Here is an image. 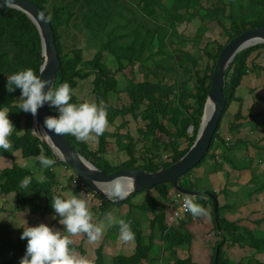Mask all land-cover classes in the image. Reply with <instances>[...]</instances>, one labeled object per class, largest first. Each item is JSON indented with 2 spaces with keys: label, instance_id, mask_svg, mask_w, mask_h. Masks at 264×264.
Here are the masks:
<instances>
[{
  "label": "trees",
  "instance_id": "trees-1",
  "mask_svg": "<svg viewBox=\"0 0 264 264\" xmlns=\"http://www.w3.org/2000/svg\"><path fill=\"white\" fill-rule=\"evenodd\" d=\"M34 1L45 10L55 29L61 66L53 88L67 82L72 89L70 102L79 104L87 100L99 103L103 100L107 105L109 126L96 140L80 142L74 136L66 134L76 149L106 172L136 168L156 170L168 166L169 163L158 164L146 154L153 147L167 151L172 157L170 164L180 159L194 142L199 129L219 53L236 35L248 28L264 26V0H89L91 3L88 0ZM63 1L61 7L54 6ZM195 19L200 20L197 36L203 34L206 19L217 20L229 36L227 42L220 45L215 53L204 49L213 57V64H207L205 69H201V63L189 49L179 48L188 38L179 33V24ZM85 32L95 49L91 53L92 57L87 56L84 47L79 45ZM177 42L180 45L175 47ZM260 47H264V44L240 51L227 69V105L222 118L233 101H243L236 94L243 78L248 73L263 76L264 67L253 60L248 65L251 54ZM258 54L256 51V55ZM41 60V36L33 21L20 10L11 7L0 9V108L8 109L9 119L15 126L9 138L12 149H0V157L10 156L13 159L12 166L0 169V193L4 196H16L18 204L14 207L17 210L28 205L30 213L45 217L51 215V224L63 228L61 218L51 206L52 197L59 196L53 189L57 172L51 170L52 166L47 167L44 179L39 180L33 169L18 164L12 154V150H20L23 157L27 158L42 153L41 143L29 130V113L21 111L19 107L20 89L7 91V77L18 71L32 68L39 76ZM193 71L195 75L192 74V78H183L186 72ZM138 73L140 78L136 80ZM152 74L154 78L151 77ZM167 75L174 77L172 83L165 81ZM88 76H94L86 89L95 100L85 97L80 99L75 91L79 80ZM190 96L194 97L192 102L188 101ZM242 106L243 104L234 114V120L229 122L232 129L241 125L240 120L244 117ZM49 111L51 116L59 114L50 105ZM249 117L250 122L256 124L254 120H258L259 115L249 111ZM139 120L143 124L137 128V134L124 130L132 121ZM191 125L194 127L192 132L189 131ZM220 127L221 122L208 152L210 156L214 149L221 147L216 155L221 156V160L215 165L221 170L225 169L224 164L233 166V169L240 164L241 170L251 166L254 154L251 157H239L236 153L242 146L247 148V143L238 139L227 145V140L219 133ZM140 135L143 140L150 142L145 149V142L139 140ZM164 136L166 139L162 140ZM182 142H186V147L182 148ZM111 144H116L125 154L119 165L110 161L107 147ZM44 148V155L50 154L47 146ZM255 170L252 165V178L258 176L255 185H244L239 191H234L231 184L239 183L240 174H229L230 179L222 186L226 202L219 205L217 211L214 210L211 196V193L218 196L217 192L208 189V199H201L203 205L211 203L213 227L220 236L209 264H264V260L257 257V254L264 252V215L252 205L247 206L250 210L248 222L242 223L241 217L230 219L226 215L229 210L235 211L243 205L240 203L241 193L246 198H251L256 191L264 189V173L259 175ZM233 176L236 178L231 179ZM25 178L30 181L27 187L22 183ZM171 186L170 183H162L154 187L156 197L148 198L141 216L136 218L141 223L142 216L146 217L150 234H144L136 219L129 217L137 249L131 255L114 256L113 264H141L144 259H160V264H202L194 261L189 253L184 258L179 255L182 249L191 248L193 235L187 224L194 217L189 214L187 220H181L178 225L171 227L163 224L164 208L159 205L158 200L166 196ZM197 187L200 188L199 185L193 186L194 189ZM80 192L79 186L74 185L72 193L68 194L66 191L60 196H79ZM231 196L234 201L229 200ZM103 204L101 217L105 216L109 208L107 201L103 200ZM3 208L5 209L4 206L0 207V213ZM23 228L25 227L14 228L7 218L0 217V264H19L27 246V240L20 238ZM219 240L223 244L219 245ZM236 243L253 250L234 262L227 256L226 245ZM70 248L82 255L86 254L75 243ZM105 257L100 247L97 249V258L91 261L93 264H107Z\"/></svg>",
  "mask_w": 264,
  "mask_h": 264
},
{
  "label": "clouds",
  "instance_id": "clouds-1",
  "mask_svg": "<svg viewBox=\"0 0 264 264\" xmlns=\"http://www.w3.org/2000/svg\"><path fill=\"white\" fill-rule=\"evenodd\" d=\"M64 1H67V0H64ZM64 1L62 3L55 4L54 6L61 7ZM5 4L6 5L8 4V0H5ZM50 5L51 3L49 4V6ZM53 7H52V11L54 12ZM252 28H255V27H252ZM252 28H248V29H252ZM190 38L193 40V37H190ZM41 43H42V40H41ZM258 44H262V43H258ZM258 44H255V45H258ZM255 45H250V46H255ZM263 49L264 47H260L256 49V51L260 53L263 51ZM45 70L46 69L42 67L40 69L41 75L39 73V76L36 74V71L32 68H27V69L18 71L8 76L7 77V91L14 92L16 89H20L21 95L19 98V107L21 111L25 113H29V130L32 136L37 138L42 146L41 155L34 156V157L37 158V162L40 167L38 169L43 170V177L45 176L44 170L47 167H51V166H52L51 170L56 171L57 176L62 175V177H64L65 183H63L62 180L58 181L57 176H56L55 185L58 188L56 187L54 191L57 194H59V196H54L52 197V200H51V206L54 210V213L61 218L60 223L63 225L64 231H61L60 229H57L54 227H50L49 225L45 223H40L36 226H28L26 228H23L24 230L20 238L22 240L24 239L27 240V246H26V252L24 256L21 258L19 264H93V261L80 255L79 253H77V251L70 248V245L74 243L72 239H70V236H78L80 234H84L86 235L89 243H96L101 239L106 226L109 227L108 231L106 232L107 239L108 240L114 239V242L109 243V244L111 245L115 243L119 244L120 241L122 240V243L120 244L121 247H125V248L132 247V252L128 254V255H131L137 249L136 247L137 240L135 238V233L132 231V228H131V221H128V219L130 216L135 219L141 216V211L143 207L148 203V198L156 197L157 194L155 193V189L153 188L158 186L159 184L152 186L150 188H146L144 190L138 191L139 193L135 192L133 195H129V193L132 190H134V181L131 177L124 176L121 178H116L111 181H104V180L101 181V180L94 179L93 181H94L95 186L100 188L104 192V195H106L107 197L106 199L104 196H100L99 195L100 193H98L95 189H93L79 175L78 171L75 168L68 165L66 162H64L63 159H59L56 152L47 143L43 142L39 137L35 136L32 133V129H31L30 114L33 117H35L38 114V110L42 108L46 103L48 104V109L50 105L56 108L59 114L58 116H51L50 114V116L46 117L44 120V127L50 131H53L54 133L58 135L70 134L74 136L77 141L86 142L88 140H96V138L104 134V132L107 130L109 126L107 105L103 100L99 101V103L94 102V101H87V100L79 104L70 102L72 99V89L69 83L64 82L60 84L58 87L53 88L51 80L41 78ZM187 73L189 72H186V74ZM167 77H169V75L166 76L165 81L169 82ZM92 78L94 79V76ZM226 81H227V78H226ZM50 84H51V87L48 88ZM46 88H48V90H46ZM193 100H194L193 96H190L188 98L189 102H192ZM129 103H130V100L128 102V105ZM253 113L259 115V114H263V111L259 110ZM222 114H221V118L219 121V125H220V122L222 125V120L225 117L223 116L222 118ZM259 117H258V120L252 119L256 122V125H259V123L264 122L263 118H259ZM200 123H201V120H200ZM14 129H15V126L13 125L12 121L9 119L8 109L0 108V149L8 151L12 147V144L9 138L13 134ZM193 129L194 127L191 125L189 127V131L192 132ZM197 134H198V131H197ZM164 137L165 138H161V139L165 140L166 136ZM224 138L227 140V145L232 144V142H230L231 140L230 137H227V138L224 137ZM143 141L145 142L144 143V149H145L146 144L148 143L150 144V142H147L146 140H143ZM186 145L187 144L185 142L182 148L186 147ZM44 146H47L48 151H50V154L48 153V155H44L45 153ZM76 150L79 151L78 149ZM14 151L19 152L21 156L23 157L22 152L20 150H14ZM79 152L84 157H86L81 151ZM146 154L149 157H153L158 164H168L169 163L168 166H170L174 163L173 162L172 164H170L172 162L171 161L172 157L167 151L163 152L162 149L158 150L156 147L151 148V151ZM163 154L165 158L167 159L165 160L161 159V155ZM34 157L32 156V158ZM3 158H7L9 162L13 161V159L10 156L3 157ZM23 158H26V157H23ZM203 159L201 160V162L203 161ZM89 161L93 163L90 159ZM56 165L60 168V170L56 169L57 167ZM198 165L192 169L199 167ZM96 166L100 168L98 165ZM166 167H160V168H157L156 170H147L145 168H136V169H145L146 171L154 172V171H158L160 169L166 168ZM192 169L188 173H190ZM117 170H120V169H117ZM124 170H134V169H124ZM112 172H106V173H112ZM188 173L180 177L179 183L182 188L196 191L198 192V195L186 194L182 192L181 190L177 189L172 183L164 182V183H170L172 185L168 189L166 196L158 200L159 205L161 204L164 208L163 224L167 227L175 226L177 225V223L179 224L181 220H187L189 214H191L193 217H201V216L207 215L206 209L200 204H198L199 203L198 198H204L203 196L198 197L200 194V188H204V187L199 186L200 188L197 187L196 189H194L193 186L194 185L197 186L198 185L197 183L193 184L191 187L187 186V188L184 187L183 185L184 178L186 175H188ZM29 182H30L29 178H25L22 182L23 186L27 187ZM74 185L79 186L80 188L81 192L79 196L74 195V194L69 195L67 198H62L60 196L64 194L66 191L68 194L72 193V188L74 187ZM204 191L207 192V190H204ZM179 192L184 195L183 205H182L184 211L181 209V204L177 198V193ZM138 194H143L144 198L143 199L140 198V199L132 201L131 198L135 197ZM128 195L129 197L127 198ZM103 200L109 203V208H108V212L105 213V216L101 217L100 211L104 205ZM115 205H118L120 207H117ZM219 205H220V202H219ZM113 207L124 209L122 219H117L112 216V213L110 212V210ZM97 215H98V219H96L94 223L93 217H96ZM186 217L187 219H185ZM99 219H104V220H101L99 222L98 221ZM138 224L141 226V228L143 227L144 224H147L149 226V222L147 223L145 216H142L141 223L138 222ZM117 227H119V229ZM150 232H151V229H150ZM111 236H114V238H112ZM133 243L135 244L134 246H133ZM77 246H79V248H82L80 244ZM100 247L102 248V250L104 249L102 244L98 246V248ZM103 253H104V250H103ZM119 254H125V253L121 252ZM105 256H106L105 260L107 263L108 261L107 255L105 254ZM113 257H111V260H110L111 264H113L112 262ZM146 260H150V259H144V261ZM158 263L160 264V260L158 261Z\"/></svg>",
  "mask_w": 264,
  "mask_h": 264
},
{
  "label": "rangeland",
  "instance_id": "rangeland-1",
  "mask_svg": "<svg viewBox=\"0 0 264 264\" xmlns=\"http://www.w3.org/2000/svg\"><path fill=\"white\" fill-rule=\"evenodd\" d=\"M205 4H208L207 1H204ZM223 19L227 21V24H229L228 20L223 16ZM200 26V20L195 19L191 22L184 21L183 23L179 24L178 31L181 35H185L186 37H189L186 39V42L180 45V42H177L175 44L176 46H179L180 49L184 48L186 50H190L191 53L199 60L201 63V69H205L206 65H212L213 64V57L209 55L207 52H205L204 49L210 50L211 52L215 53L220 45H223L228 40V32L224 30V27L218 23L217 20H205L204 21V29L203 34L201 36H197V29ZM190 37H195V39H191ZM90 39L87 36L86 32L83 33L82 42L79 44L80 47H84L85 54L87 56L92 57L95 49L92 47V43H90ZM255 61L262 67H264V49L262 52H260L258 55H256V51L253 52L248 59V65H251V61ZM196 69V67H195ZM195 71V70H194ZM193 72H189L187 74L183 75V78L193 77ZM249 74V73H248ZM246 75L243 78L242 85L237 89V95L243 99L242 102L240 101H233L232 104L229 106L228 112L224 115V119L222 120V125L219 130V133L221 137H230V142H234V140L240 139L241 142L247 143V148L245 146H242L241 148L236 150V153L239 157L243 156H249L251 157L252 154H254L252 165L254 168H256L255 173L259 175H263L264 173V122L259 123V125H256L253 122H250L249 117V111L255 112V111H263V114H259V118L264 119V70L262 72L263 76H255L254 74ZM195 75V74H194ZM152 78H154L153 74L151 75ZM140 78V74L138 73L135 76V79L138 80ZM168 81L173 82L174 77L169 75ZM93 78L91 76H88L84 79L79 80V84L77 86L76 94L80 99L88 98L95 100V97L87 92V87L91 84V81ZM83 85V86H82ZM82 88V90H81ZM81 90V92H80ZM243 104L242 109L244 113V117L240 120L241 124L239 127H236L235 129H232L229 126V122L234 120V114L239 109V106ZM143 123L141 120L139 121H132L126 128H124L125 131L130 130L133 135L137 134V128L140 127ZM124 131V132H125ZM165 138V137H163ZM142 139V136H139V140ZM93 141V140H88ZM185 142H182L181 146L183 147ZM257 147H260V149H257ZM108 149V155L110 157V161L112 164L119 165L120 162L125 158V154L123 151L116 145L111 144L107 147ZM221 150V147L219 149H214L213 152L207 155V157L204 159L203 164L195 169H192L188 175L185 176L183 185L187 188L191 187L193 184L197 183L200 187L207 188L211 191H215L218 193V198L220 205L224 204L226 202L225 192L222 186L230 178L229 174L232 172L233 175L240 174V179L238 184L232 183L231 186L234 191H239L244 185L252 186L255 185L256 178L258 176H255L252 178V165L246 167V169H239L235 168L233 169V166H230L229 164H224L225 169L221 170L219 169L215 163L217 161L221 160V156L217 157L216 155ZM12 154L14 155L16 161L18 164L25 166L26 168L33 169L35 177L39 180H43V170L38 169L39 164L37 162V158H23L21 154L17 151L12 150ZM263 157V159H261ZM50 158V157H48ZM161 159L165 160L164 154L161 155ZM244 163V162H243ZM12 166V162H9L7 158L0 157V169L4 167ZM57 166V165H56ZM57 170H60V168L57 166ZM236 177L233 176L231 179H235ZM57 180H62L64 182V177L62 175L57 176ZM196 186V185H195ZM57 186L54 184L53 189L55 190ZM58 188V187H57ZM139 193V192H138ZM203 196L204 198H198L199 203L201 206H203L206 211V216L201 217H194L191 223L187 224V227L192 232V245L190 250L182 249V251H179V255H181L182 258L189 254L192 255V258L194 261L202 263V264H209L212 259V254L214 252V247L220 239V236L217 232H215V228L213 227V221H212V207L211 203L208 202L206 205L202 204L201 199H208V196L206 195V192L200 188V194L198 197ZM226 196L229 197L228 194ZM242 199L240 201L241 205L238 209L235 211L229 210L226 212V215L230 219H236L238 217L242 218V221L248 222L247 215L249 213V209L247 208L248 205H252L256 210H259L264 215V189L260 191H256L251 198H246V196L241 193ZM144 198L143 194H138L135 197L131 198L132 201ZM233 197L231 196L229 200H232ZM235 199H233L234 201ZM213 203V202H212ZM16 196L9 195L4 196L0 193V207L4 206L0 213L1 218H7L9 223L12 225V227L16 228L19 226L28 227V226H36L40 223H45L49 225L50 227H54L57 229H60L61 231H64L63 228H60L57 225L51 224V219L53 218L51 215L45 217L41 214H32L30 213L29 206H25L23 208H20L17 210L14 206L17 205ZM117 207H120L118 205H115ZM112 213V216L117 219H122L124 209L123 208H112L110 210ZM96 219H98V215L96 217H93V222L95 223ZM187 219V217L185 218ZM104 219H99L100 222ZM177 223V222H176ZM178 225V223H177ZM263 226V225H262ZM251 227L253 225L251 224ZM109 227H105L104 233L101 237V239L96 243H89L86 235L80 234L78 236H70V239L72 241L79 245L84 249L85 255H80L92 260L97 257V249L99 245H103L104 253L107 255V264H111V257L114 255H117L121 252L125 254H129L132 252L131 248H125L121 247L120 244L122 243V240L119 244H109L114 242V239H107L106 232L108 231ZM145 234L150 233V228L147 224H144L142 227ZM114 238V236H111ZM157 241H160L158 238H156ZM219 245L223 244L222 240H219ZM135 244L133 243V246ZM227 249V256L234 262H237L242 259V256L249 255L251 248L249 247H240L238 246V243L235 245H226ZM257 257L260 260H264V252L257 254ZM160 259H150L143 261L141 264H159L158 261Z\"/></svg>",
  "mask_w": 264,
  "mask_h": 264
},
{
  "label": "water",
  "instance_id": "water-1",
  "mask_svg": "<svg viewBox=\"0 0 264 264\" xmlns=\"http://www.w3.org/2000/svg\"><path fill=\"white\" fill-rule=\"evenodd\" d=\"M6 7L22 11L37 26L42 40V62L40 69L42 67L46 69L41 78L51 80L52 86H54L57 72L61 66V58L54 26L48 15L34 0H8L7 5L5 4V0H0V9ZM263 42L264 26H258L235 36L225 45L216 61L196 139L190 149L179 160L166 168L154 172H149L145 169H120L112 173H106L77 151L67 139L66 135H58L44 127L45 118L50 116L47 103L38 110V114L35 117L30 114L32 133L47 143L56 152L59 159H63L64 162L75 168L79 175L93 189L100 193V196H104L106 199L107 197L104 195V192L95 186L94 179L111 181L124 176L131 177L134 181V190L129 195L164 182L172 183L177 189L186 194L198 195L196 191L182 188L179 183L180 177L197 166L210 149L221 114L227 105V97L225 94L226 71L230 64L240 51L250 45ZM50 87L51 84L48 88ZM211 196L213 198L214 210L217 211L219 207L218 197L214 193H211Z\"/></svg>",
  "mask_w": 264,
  "mask_h": 264
},
{
  "label": "built area",
  "instance_id": "built-area-1",
  "mask_svg": "<svg viewBox=\"0 0 264 264\" xmlns=\"http://www.w3.org/2000/svg\"><path fill=\"white\" fill-rule=\"evenodd\" d=\"M177 198H178V200H179V202H180V204H181V209L183 210V207H182V205H183V199H184V195L182 194V193H177ZM184 211V210H183ZM186 212V211H185Z\"/></svg>",
  "mask_w": 264,
  "mask_h": 264
},
{
  "label": "flooded vegetation",
  "instance_id": "flooded-vegetation-1",
  "mask_svg": "<svg viewBox=\"0 0 264 264\" xmlns=\"http://www.w3.org/2000/svg\"><path fill=\"white\" fill-rule=\"evenodd\" d=\"M203 189V188H202ZM203 190H208V189H203Z\"/></svg>",
  "mask_w": 264,
  "mask_h": 264
}]
</instances>
